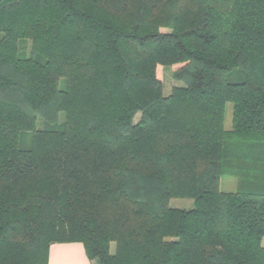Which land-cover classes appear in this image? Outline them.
<instances>
[{
  "label": "trees",
  "instance_id": "1",
  "mask_svg": "<svg viewBox=\"0 0 264 264\" xmlns=\"http://www.w3.org/2000/svg\"><path fill=\"white\" fill-rule=\"evenodd\" d=\"M263 237L264 0H0V264H264Z\"/></svg>",
  "mask_w": 264,
  "mask_h": 264
},
{
  "label": "rangeland",
  "instance_id": "2",
  "mask_svg": "<svg viewBox=\"0 0 264 264\" xmlns=\"http://www.w3.org/2000/svg\"><path fill=\"white\" fill-rule=\"evenodd\" d=\"M30 43L27 41L26 45L22 48L24 53L29 52ZM160 77L162 80V92L164 95L170 93L171 89L174 86L182 85L181 82L175 81L172 78V70L168 66H164L160 70ZM231 113H232V104L230 102L226 103L224 109V128L229 129L231 127ZM139 114L134 118V121L138 120ZM63 120V113L59 114V121ZM37 128L43 127L41 120H37ZM239 187V180L235 176H222L219 180V189L224 192H235ZM168 205L173 208L179 209H190L193 207V200L188 198H172L169 200ZM262 245L264 246V237L261 240ZM110 252H114V243L110 244Z\"/></svg>",
  "mask_w": 264,
  "mask_h": 264
},
{
  "label": "crops",
  "instance_id": "3",
  "mask_svg": "<svg viewBox=\"0 0 264 264\" xmlns=\"http://www.w3.org/2000/svg\"><path fill=\"white\" fill-rule=\"evenodd\" d=\"M48 264H91L79 242L54 243L48 250Z\"/></svg>",
  "mask_w": 264,
  "mask_h": 264
}]
</instances>
